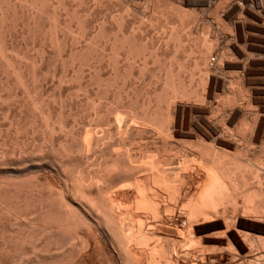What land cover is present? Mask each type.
Masks as SVG:
<instances>
[{
	"label": "bare ground",
	"instance_id": "bare-ground-1",
	"mask_svg": "<svg viewBox=\"0 0 264 264\" xmlns=\"http://www.w3.org/2000/svg\"><path fill=\"white\" fill-rule=\"evenodd\" d=\"M257 51L264 0H0V264H264Z\"/></svg>",
	"mask_w": 264,
	"mask_h": 264
},
{
	"label": "rangeland",
	"instance_id": "rangeland-1",
	"mask_svg": "<svg viewBox=\"0 0 264 264\" xmlns=\"http://www.w3.org/2000/svg\"><path fill=\"white\" fill-rule=\"evenodd\" d=\"M144 4H145V3H143L142 6L140 5V6H141L140 8L142 9V7H144L142 10H145V12H144V11L142 12V10H139L140 12H138L139 14H137V15H139V17H141L143 13H144V14L146 13L145 16H146L147 13H148V12H146V11H148V10H146L147 7L145 8V5H146V4H145V5H144ZM191 8H194V7L191 6ZM114 12H116V11H114ZM116 13H117V12H116ZM144 14H143L142 17H144ZM140 15H141V16H140ZM130 19H133V18H130ZM155 36H156V34H155ZM18 43H19L20 45H22V40H21V39H18ZM29 47H30V49H31V50H30V53L33 55V54L35 53V51H34V49L32 48V47H33L32 44H30ZM257 52H258V55L264 54V51H257ZM258 100H259V102H260L261 104H264V99H261V97H260ZM261 100H263V102H261ZM203 244H204V243H203ZM203 244H200V245L203 246ZM204 246H205V245H204ZM204 246H203V247H204ZM93 264H96V263H93Z\"/></svg>",
	"mask_w": 264,
	"mask_h": 264
}]
</instances>
